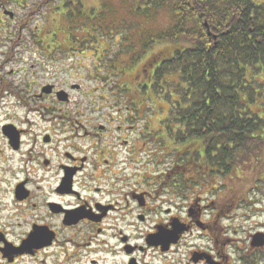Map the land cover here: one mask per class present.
Returning <instances> with one entry per match:
<instances>
[{
    "label": "flooded vegetation",
    "instance_id": "af4514ba",
    "mask_svg": "<svg viewBox=\"0 0 264 264\" xmlns=\"http://www.w3.org/2000/svg\"><path fill=\"white\" fill-rule=\"evenodd\" d=\"M16 2L0 0L4 37ZM48 86L24 97L0 75V264H264V207L245 206L263 222L237 239L241 205L205 206L204 188L196 195L191 177L179 179L177 142L146 118L138 93L131 102L102 91L127 105L78 106L71 93L90 92Z\"/></svg>",
    "mask_w": 264,
    "mask_h": 264
},
{
    "label": "trees",
    "instance_id": "16d2710c",
    "mask_svg": "<svg viewBox=\"0 0 264 264\" xmlns=\"http://www.w3.org/2000/svg\"><path fill=\"white\" fill-rule=\"evenodd\" d=\"M65 7L68 22L72 13L76 15L73 9L77 16L86 17L77 0H69ZM100 10L85 29L99 28L97 43L103 39L110 43L108 31L115 27L106 23L105 8ZM163 10L169 14V24L154 34L144 33L142 43L146 51L155 44L163 49L155 56L150 53L141 84L135 81L134 87L145 99L150 90L155 95H176L172 101L164 97L169 100V110L161 122L166 137L171 138L168 142H177L179 179L189 176L194 186L198 177L221 176L249 160L264 162V110L250 107L256 86L264 88V4L253 0H135L130 7L131 14L144 20ZM40 35L36 33L35 43L44 60L63 51L78 52L72 46L80 39L76 35L66 39L69 47H51ZM51 35L47 31L44 38ZM94 50L92 69L99 75L97 80L103 88L114 85L126 93L128 84L118 82L123 67L110 49L98 45ZM137 55L134 60L142 56ZM169 75L178 80L167 79ZM169 83L170 89L160 86Z\"/></svg>",
    "mask_w": 264,
    "mask_h": 264
},
{
    "label": "rangeland",
    "instance_id": "374dc122",
    "mask_svg": "<svg viewBox=\"0 0 264 264\" xmlns=\"http://www.w3.org/2000/svg\"><path fill=\"white\" fill-rule=\"evenodd\" d=\"M77 1L83 6L82 11L85 10L87 14L86 17H79L77 11L73 9L72 11L76 15L72 13V23L68 22L67 16L64 15L67 9L65 4H68L69 0H21L23 7L18 8L19 10L17 9L18 2H16L12 7L14 17L7 20L11 25L6 31V37L0 29V75L3 77V81H9L18 87V93H27L23 95L24 97H29L31 93H39L40 88L48 84H53L64 90H69L72 84H78L79 89L90 93H71L70 105L99 107L106 105L109 100L111 102L108 104L127 105V102H122L124 93L102 92L119 90L114 88V85L103 88L100 81L97 80L99 75L96 70L93 71L92 69L93 54L96 53L94 48L97 49V46L100 45L110 49V54L116 58L119 67H123L118 82L128 84L125 88L126 93L130 96L131 102H136L135 81L142 76L144 68L147 71L146 64L150 53L152 52L151 55L155 56V53L163 49V46L155 44L151 45L149 51H146V48L143 49L142 43L146 34H154L169 24L168 12L163 10L155 17L144 20L130 12V7L135 0ZM253 1L264 4V0ZM53 5L54 7H52ZM103 8L107 11L104 15L106 23H111L112 27H115L108 31L109 35L110 32L112 34L111 39H108L111 41L110 43L104 39L101 43H97V35L100 34V29L94 27L95 25L92 26L93 29L88 31L85 29L87 25H91L92 21L90 19L96 18L101 12L100 9ZM1 20L5 21L4 18H0ZM50 30L52 35L45 39L44 36ZM36 33H42V36H40L43 38V42L51 47L60 44L69 47L66 39L71 35H76L80 39L72 46H77L76 50L78 52L72 55L63 51L61 55L55 56L52 60H50V56L44 60L39 52V46L35 43L37 40ZM144 33L145 35H143ZM53 35H55L54 38ZM137 53L142 56L134 60L138 56ZM11 70H14L13 74H6V71ZM167 79L171 81L178 80L177 76L173 75H169ZM160 86L164 89H170L172 84L169 83L166 86L160 84ZM120 87L124 88L122 85ZM166 95L170 97L171 101L176 98L175 93H156L155 95L150 90L147 93V99H145L138 93L139 105L144 110L143 112L147 114L146 118L154 124L155 128L159 127V122L162 121L169 110V100L164 98ZM254 96L255 100L250 107L257 111L264 110V88L256 86ZM11 100L14 102L15 99L12 97ZM3 101L4 99H2L1 104H6ZM52 103L53 100L49 98L42 102L34 101L33 104ZM161 143L164 144L167 141L161 140ZM7 180L10 182L9 177ZM196 180L197 183L192 188L194 193L200 196H202L201 189L204 188L205 206H210V202L214 201V205L221 208L225 204L232 203L233 199L235 203L241 205V210L235 208L236 212L231 217L237 223L235 226L237 233L234 235L237 239L248 237L249 233L255 232L256 224H254V220H257L258 223L263 222H260L262 210H258L256 219H251L252 213L247 216L242 211L245 206L249 207V203L253 201H259L257 203L264 207V162L255 159L249 160L240 164L236 171L231 170L221 176H202ZM255 182L257 183L255 184ZM7 185H9L8 182L2 183L3 187ZM198 203L201 204V200H198ZM211 208L214 207H209L208 212ZM232 211L233 206L230 213Z\"/></svg>",
    "mask_w": 264,
    "mask_h": 264
},
{
    "label": "water",
    "instance_id": "95a60500",
    "mask_svg": "<svg viewBox=\"0 0 264 264\" xmlns=\"http://www.w3.org/2000/svg\"><path fill=\"white\" fill-rule=\"evenodd\" d=\"M205 27H206V29L208 31V35H211V32L209 31V28H208L206 22H205ZM214 38H216V37H214ZM72 88H79V86L78 85H74V86H72ZM50 89H51V86H45V87L42 88L41 91H42V93H48ZM60 93H63V91H59L58 92V94H60ZM59 99L64 101L65 97H60ZM10 138H13V136L11 135ZM259 238L260 237L257 235V238H255V240H259ZM255 243L256 244H260L261 241L260 240L259 241H255Z\"/></svg>",
    "mask_w": 264,
    "mask_h": 264
}]
</instances>
